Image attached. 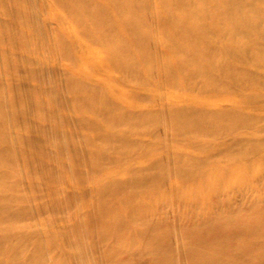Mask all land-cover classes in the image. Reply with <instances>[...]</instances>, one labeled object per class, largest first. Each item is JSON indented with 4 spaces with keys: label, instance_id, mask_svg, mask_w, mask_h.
I'll use <instances>...</instances> for the list:
<instances>
[{
    "label": "bare ground",
    "instance_id": "1",
    "mask_svg": "<svg viewBox=\"0 0 264 264\" xmlns=\"http://www.w3.org/2000/svg\"><path fill=\"white\" fill-rule=\"evenodd\" d=\"M27 1L0 0V264H95L91 233L49 225L47 234L28 221L42 201H63L71 176L62 169L70 174L75 162L99 176L107 264H264V108L256 103L264 97V0H49L88 162L79 150L66 152L64 142L76 136L68 112L55 109L71 101L59 96V83L52 87L51 72L17 71L18 44L44 43ZM10 15L26 30H15ZM158 68L169 98L161 113L143 100L155 99ZM233 84L243 86L233 91ZM38 88L49 96L34 100ZM8 116L29 135L24 151L9 137ZM161 124L172 137L173 175L161 162L162 141H141ZM222 127L237 131L235 141L211 145ZM28 153L40 159L34 174L18 165ZM194 174L197 180H186ZM170 178L173 191L165 193ZM42 189L39 198L34 191ZM174 202L182 206L179 230L166 218ZM61 236L70 242L59 245Z\"/></svg>",
    "mask_w": 264,
    "mask_h": 264
},
{
    "label": "rangeland",
    "instance_id": "2",
    "mask_svg": "<svg viewBox=\"0 0 264 264\" xmlns=\"http://www.w3.org/2000/svg\"><path fill=\"white\" fill-rule=\"evenodd\" d=\"M33 2V5L30 3ZM28 7V17L29 19H35L38 20L41 24L42 30H43V36H44V43L37 44V46L32 43V47L35 46V49H32V47H26L25 45H19L18 49L16 48V56L14 54L13 60L15 63H17V71H20L21 73H24V69H28V67H36L41 74L46 73L47 71L51 72L52 78H55V82H52V84H48L49 87L52 85V87L59 83L60 85V95L57 94V91L55 92L56 97L61 96L64 98V100L71 101V103L67 104V107H59L58 111L55 109V112L58 113L59 111L64 114V112H68L67 116L70 117L71 121V127L73 129V135L76 136V140L72 142H78L79 145L69 144L72 143L71 141L64 142L66 152L68 155L72 156L73 152L76 150H79L83 153L84 160L88 162V156L85 153V147L84 142L86 140V132L84 128L81 126V123L79 121L78 112L76 109V106H74L73 97L70 94V91L67 86L66 77H67V69L63 61V55H62V49L59 45V41L57 40V18L52 13L49 0H28L26 2ZM15 8L11 5L9 7V11H13ZM154 13H152L148 21L153 24L154 19ZM14 16L11 17V15L8 17V23L18 31L26 30L21 26L23 22H20L18 20L13 19ZM15 18V17H14ZM6 19V17H5ZM4 32L6 28L3 30ZM17 44V42H16ZM34 50V51H32ZM150 50L153 51V53L159 56L158 48L156 43L151 44ZM18 51V52H17ZM19 53V54H18ZM19 56H18V55ZM20 58V59H19ZM38 65V67H37ZM161 68H158V70L153 74L152 80L156 83L158 86L157 90H155L154 97L155 99H150V97L146 96L144 97V101L148 103V105H152V107L155 109L156 112H164L167 109L169 98L167 95V87L164 79V74L160 70ZM28 74V73H27ZM26 76V75H25ZM260 80L262 78L258 77ZM55 83V84H54ZM13 84H11L12 87ZM243 85L233 84L232 90L238 91L239 88ZM247 86V84H245ZM2 89L5 91V93L9 92V87L6 86V84H3ZM31 88V87H30ZM51 88V87H49ZM196 92H200V82L196 84ZM34 89V88H32ZM261 92H264L263 88L258 89ZM33 97L36 101H42L44 98H46L48 93L45 92V90L42 91V89L38 88L33 90ZM256 103L264 108V97H259ZM65 107V108H64ZM6 126L9 131V137L15 144V147L17 150H23L24 147L29 146V135L26 131L21 130L18 125H16L15 121L11 119V117L8 116L6 120ZM259 133L262 138H264V113L260 116V122H259ZM248 130L249 128H245ZM237 131L235 129H227L226 127H222L220 129V132L217 133L215 136L210 137V143L211 145H219L225 146L227 144H232L235 141ZM160 139L162 141V145L160 146V152H161V162L165 170H168L169 172L172 171L173 175V167H172V161L170 153L173 151L172 147V137L170 136L169 129L166 124H161L154 133H147L141 137V141L144 143H150L154 138ZM26 144V145H25ZM221 155H213L210 157L209 160H213L216 157H219ZM69 157V156H68ZM66 158V157H65ZM84 161V162H85ZM23 163L25 165V168L28 173H35V170L40 164V159L37 156L30 155L29 153L26 154L22 159L18 160V165L20 169L23 168ZM78 167V168H77ZM80 168V172L77 171ZM74 170H71V173L69 174V171H66V169L63 170V174L71 176L69 182H65V193L63 197V201H60L55 206L48 201V199L42 201L44 204V208L41 209L40 207L38 209H35V211L32 213V217L28 221H32L35 226L39 229L43 230L45 233H48V227L54 226L62 232H66L69 229L73 231V234H81V233H91L92 234V248H91V256L95 262V264H107V261L105 259V251H106V245L101 237V222L99 219V199L97 198V190L99 185V176L96 175V172L94 171L93 167H90L88 164H82L81 162H75ZM56 172L59 171V167L55 169ZM66 172V173H65ZM79 172V173H78ZM62 172H60L61 174ZM82 175V176H81ZM199 178V176L194 174L193 176L187 177L186 180H192L195 181ZM173 181L170 178L169 181L165 182L162 185V189L165 193H169L173 191ZM37 195V197L42 198L45 197L47 192L46 190H37L34 191ZM251 193H247L246 197H250ZM240 197V195H238ZM174 198V197H173ZM172 198V201H173ZM237 200V199H236ZM171 201V204H172ZM38 204V202H37ZM86 206V210L89 213L91 217V221L88 223L89 226L82 222L81 216L82 212L80 210L81 206ZM51 206V207H50ZM182 206L174 204L171 206V210L167 213L166 218L169 223L172 224L176 230H179V227L181 226L183 222V218L180 217L182 213ZM262 208H264V202L262 204ZM62 216L64 219V222L62 221H52L51 216ZM25 223V222H22ZM26 224V223H25ZM175 230V231H176ZM70 231V230H69ZM213 235L217 236L218 229L215 227L213 228ZM180 237V236H179ZM181 239V237H180ZM43 241V249L46 254H50V257L52 258V253L49 249V245ZM70 241L61 236L59 238V245H67ZM114 242V239H110L109 243ZM174 245L177 246L178 243L174 242ZM178 247V246H177ZM146 259L140 261L138 260V264H146ZM51 261V260H50Z\"/></svg>",
    "mask_w": 264,
    "mask_h": 264
}]
</instances>
